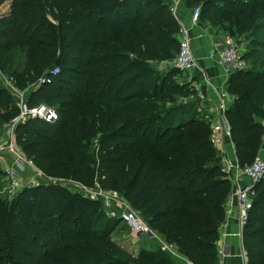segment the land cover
Returning <instances> with one entry per match:
<instances>
[{
    "label": "trees",
    "instance_id": "1",
    "mask_svg": "<svg viewBox=\"0 0 264 264\" xmlns=\"http://www.w3.org/2000/svg\"><path fill=\"white\" fill-rule=\"evenodd\" d=\"M184 1L201 4V21L217 32L248 34L243 58L251 66L230 75L234 99L226 110L245 166L264 143V0ZM171 6L13 0L0 16V66L18 86H34L31 105L59 113L53 123L31 120L17 129L21 149L47 177L99 181L187 261L217 264L232 181L211 141V120L197 117L199 101H181L196 91L175 82L177 69L157 66L180 49L181 20ZM45 78L51 81L39 83ZM18 112L0 85V123ZM256 190L243 236L246 264H264V178ZM120 222L101 201L61 183L24 187L11 202L0 198V264H174L160 252L125 256L111 239Z\"/></svg>",
    "mask_w": 264,
    "mask_h": 264
},
{
    "label": "built area",
    "instance_id": "2",
    "mask_svg": "<svg viewBox=\"0 0 264 264\" xmlns=\"http://www.w3.org/2000/svg\"><path fill=\"white\" fill-rule=\"evenodd\" d=\"M180 1L181 0H172L171 9L175 14H177ZM200 17L201 8L197 7L191 13V22L193 24L199 23ZM181 28L182 33L179 52L172 60L166 61L165 66L170 64L171 67L175 69L187 71L194 68L196 62L191 47V36L182 23ZM223 44L224 47L219 58V64L227 68L229 77L234 72L248 69L249 66L243 58L241 46L237 39L231 34H225L223 36ZM58 71L59 69L55 68L52 74L56 75ZM0 73H3L1 67ZM46 81H51V78L42 79L39 83H44ZM3 84L12 92L19 109L18 114L5 125L4 133L0 135V159L3 156H9L13 162L11 166L4 169V172L5 179L8 182L9 194L14 198L24 187L39 186L41 184L39 181L42 180L37 179V176L29 175L25 183L20 181V173L27 172L33 160L27 161L19 148L17 142V129L19 125L31 120H43L53 123L59 119V113L56 108L47 104L31 105L26 91L22 92L12 77H5ZM233 99V96H231L227 90L221 92L217 104L218 115L211 120V141L219 151V159L223 171L233 184L226 204V214L228 213L230 217H234L241 229L244 230L249 222L250 214L257 197L256 187L264 178V158L258 156L252 163L241 166L235 150L234 154L230 156L226 150L224 151L221 147L225 138H230L232 140L231 125L227 119L226 110L232 104ZM262 124L264 126V120H262ZM82 185L83 184H79L78 188L83 187L87 190L85 195L90 199L101 201L104 206L105 214L108 217L120 219L122 222H125L136 234L146 235L151 239L159 238L157 232L151 229L137 213L128 209L127 204L124 203V199L119 196L116 191L104 189L99 185L98 188L87 189ZM232 198L237 200L236 210L232 209ZM159 241L162 252H169L173 248V246H169V244L160 238ZM242 255L247 263L248 253L246 249H244ZM227 256H231V251L226 248L218 252L219 259H223Z\"/></svg>",
    "mask_w": 264,
    "mask_h": 264
},
{
    "label": "crops",
    "instance_id": "3",
    "mask_svg": "<svg viewBox=\"0 0 264 264\" xmlns=\"http://www.w3.org/2000/svg\"><path fill=\"white\" fill-rule=\"evenodd\" d=\"M182 1L178 4L177 17L185 25L191 36V47L196 62L194 68L183 72H185L186 81L191 82L196 91L192 99L199 101L200 106L210 114L209 117L212 120L218 115L217 104L220 94L223 90H227L229 79L227 68L219 64V58L224 47V35L222 32L211 30L209 26L201 21L193 24L191 22V11ZM234 146L230 138H225L221 145L230 156L234 154ZM260 156L264 158V143ZM0 160L1 163H5V168L11 166L13 163L9 156H3ZM232 199V209L236 210L237 200L235 198ZM126 227L131 229L127 224ZM243 236L244 230L241 229L237 220L232 216L230 217L227 213L220 229L218 252L226 248L231 251V256L223 259H219L218 257L217 264H246L245 258L242 255L244 249H246ZM151 244L157 247L158 252L168 257L174 264H191L175 247L169 252H162L160 244L157 245V243L147 239L143 240L140 246H152Z\"/></svg>",
    "mask_w": 264,
    "mask_h": 264
},
{
    "label": "rangeland",
    "instance_id": "4",
    "mask_svg": "<svg viewBox=\"0 0 264 264\" xmlns=\"http://www.w3.org/2000/svg\"><path fill=\"white\" fill-rule=\"evenodd\" d=\"M182 2H184V4H185V1L184 0ZM12 4H13V0H4L1 3V5H0V16H3L6 13L10 12L11 11V8H12ZM185 5L187 6V4H185ZM187 7H188V9H190L191 13L197 7H200L201 10H202V6L199 3H193L192 5H190V7L189 6H187ZM177 15H178V13H177ZM51 19H52V17H51ZM200 21H201V17H200ZM201 22H203V21H201ZM203 23L204 24H208L209 22H203ZM217 29L211 28V30H215V31H218ZM181 30H182V28H181ZM222 33H223V35L229 34L228 32H222ZM247 35L248 34L238 35L236 33L232 35L240 43L241 52L243 54V57L245 56L244 54L246 53V51L248 49L247 48V39H248V36ZM180 37H181V34H180ZM165 62L166 61H164V63L163 62H159L157 64L158 68H161L162 70H166V69L171 70V69H174L173 67H171L170 64L169 65L167 64L168 67L165 66L166 65ZM246 62L248 64V66L250 67L251 66V62L248 59H246ZM2 72H3V70H2ZM5 77H9V76H7L4 72L2 74L0 73V85L1 86H5L3 84V81H4ZM175 82H177V83H179V84L187 87L189 91H192V90L195 91L194 87L191 85V82L186 81V79H185V72H183V71H179V70L177 71V73L175 75ZM18 88L22 92L26 91V94L29 97L30 94H31V92H32V90L34 89V86H32V85H28V86H24V87L18 86ZM190 96L187 97V98H182L181 101L184 102V103H187V102H190L192 100H195V99H192V97L194 96V94L193 95H190ZM195 109H198L199 116H197V117H199L201 119H204V120H207V121L210 120V117H209L210 114L208 112H206V110H204L201 106L198 107V108L196 107ZM6 124L7 123H5L4 125H2L0 123V135L4 133V131H5L4 130V127H5ZM18 145H19V148L21 149L19 142H18ZM21 151L24 154V157H25V159L27 161L28 160H31V158H29L28 156L25 155V153L23 152L22 149H21ZM258 156H260V153L258 154ZM4 164L1 163V160H0V169H1L2 173H3V174H0V198H2L3 200H7V201L11 202L13 200V198L9 194L8 184H7L8 182L5 179V175H4L5 165ZM6 166H7V164H6ZM29 175L30 176H37V179H42V180L39 181L41 184L42 183H46V184H59L60 185V183H61L62 186L66 187L67 189H69L73 193H78V194L85 195V193L87 191L83 187H79L78 188L79 184H82V183H80V182H78V181H76L74 179H69L68 178L67 180H63V179L62 180H57L56 178L55 179H52V178L47 177L43 173V171L40 170V168L37 166V164L34 161L30 165V167H29V169H28L27 172L20 173V179H21L20 181L22 183H25L27 181L26 179L29 177ZM98 185L101 186L100 182L97 181V180H95V182H94V184L92 186L85 185V184H83L82 186H85V188H87V189H93V188H98ZM124 203L127 204L129 210H132L135 213H137V215L146 223V221L143 219V217L141 216V213L139 211H136L125 199H124ZM120 223L121 224H119L116 227V229L113 231V233L111 235V239L115 243V245H117L118 247H120L123 250L127 251V254L125 256H130V255H132L133 257L138 256L141 253V250H147V251H150V252H158L157 247H155L153 244H151L152 246H146L145 245V247H142L140 245L142 244V241L145 240V239L151 240L152 242H155V243H157V245H159L160 244V241H159V238L160 237L159 238H152L151 239V238H149L146 235L136 234L131 229H129V228L126 227V223L125 222H122L121 221ZM24 264H31V262L30 261H25Z\"/></svg>",
    "mask_w": 264,
    "mask_h": 264
}]
</instances>
